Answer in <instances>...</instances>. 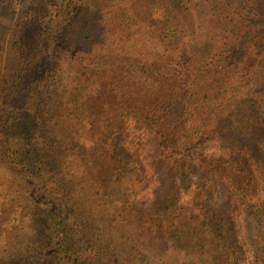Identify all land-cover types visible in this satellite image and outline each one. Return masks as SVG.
I'll use <instances>...</instances> for the list:
<instances>
[{"label": "trees", "instance_id": "16d2710c", "mask_svg": "<svg viewBox=\"0 0 264 264\" xmlns=\"http://www.w3.org/2000/svg\"><path fill=\"white\" fill-rule=\"evenodd\" d=\"M0 264H264V0H0Z\"/></svg>", "mask_w": 264, "mask_h": 264}]
</instances>
